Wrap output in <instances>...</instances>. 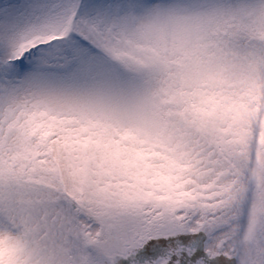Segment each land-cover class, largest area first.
I'll use <instances>...</instances> for the list:
<instances>
[{"label":"snow or ice","instance_id":"6c2138e0","mask_svg":"<svg viewBox=\"0 0 264 264\" xmlns=\"http://www.w3.org/2000/svg\"><path fill=\"white\" fill-rule=\"evenodd\" d=\"M0 264H264V0H0Z\"/></svg>","mask_w":264,"mask_h":264}]
</instances>
